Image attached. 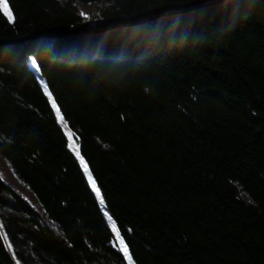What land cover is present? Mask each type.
<instances>
[{
    "label": "trees",
    "instance_id": "trees-1",
    "mask_svg": "<svg viewBox=\"0 0 264 264\" xmlns=\"http://www.w3.org/2000/svg\"><path fill=\"white\" fill-rule=\"evenodd\" d=\"M5 1L0 264H128L30 60L135 264H264V0Z\"/></svg>",
    "mask_w": 264,
    "mask_h": 264
},
{
    "label": "bare ground",
    "instance_id": "bare-ground-1",
    "mask_svg": "<svg viewBox=\"0 0 264 264\" xmlns=\"http://www.w3.org/2000/svg\"><path fill=\"white\" fill-rule=\"evenodd\" d=\"M208 0H205L201 5L199 6H196L195 8H193L192 10L193 11H197L195 12L196 16H200L201 14V11L204 9V6L202 5H205L207 3ZM227 1V0H225ZM212 2H210V5L212 6ZM215 2V1H214ZM187 10H183L182 12H187L190 8H186ZM176 11V10H175ZM6 15V14H5ZM178 20V19H177ZM147 22V21H146ZM146 22H143V23H139V25H135V24H131V23H125V24H117V25H113V26H110L108 28H105L101 31H98L97 32H102L103 33H107L109 32V34H111L112 30L114 29L115 26H118L120 27L122 30H125L127 27H131L132 25L133 26H144L146 24ZM148 27V26H147ZM141 28H145V27H141ZM118 31V30H117ZM119 32V31H118ZM113 34V33H112ZM85 37V33L78 30V29H72V30H69V31H65L64 32V28L63 27H60L58 28L57 30L53 31V32H50L47 37H44V38H52V40H54L55 42H58L60 43V41H62L64 44L66 43V39L70 40V39H84ZM65 46V45H64ZM67 47V46H65ZM29 69L30 71L33 73L34 77L36 78V81L44 95V97L46 98L47 102H48V105L50 106V108L53 109L54 111V114L56 116V120H57V123L58 125L60 126V128L62 129L64 135L66 136V139L68 141V146L70 148V140L68 138V135L66 134V131L64 129V125L67 127V129L71 132V134H73V137L76 141V144H77V147H78V152H79V155L76 154V152H71L74 159L76 160L77 164H78V167L81 169V172L84 176V178L87 180L88 179V185H89V188L90 190L92 191L94 197L96 198V201L98 202L100 208H101V212H102V216L104 217V223H105V226L107 228V230L109 231V233L111 234V241H110V244L113 248L115 249H118V251L121 253V255L123 256V258L125 259V261L128 263V264H135V262L133 261V258L130 256V253L129 251L127 252V254L124 253V251L120 248L119 244H118V241H117V237H115V235L113 234V231L112 229L110 228L111 224L115 225L116 228H117V232H118V235L121 239V241H123L124 243V247L127 246L128 242H126V238L124 236V233L123 231L121 230L120 226H119V222L117 221L115 215L108 209V207L105 205V199H104V196H103V192H102V189L99 188L100 190V195L98 196L96 194V191L93 189L92 187V180L95 181L93 179V177L89 174V170H88V164L87 162L84 160L83 158V150L81 149V146H80V142L76 136V134L74 133V131L71 129L70 125L67 123V121L64 119V117L62 116L60 110H59V107L58 105L56 104L55 102V99L54 97L52 96V92L51 90L49 89V86H48V83L45 79H43L41 76H39V74H41L40 72V68L38 66V64L35 62V60H30L29 62ZM51 109V110H52ZM3 162H5L4 160H2ZM6 163V162H5ZM7 164V163H6ZM8 165V164H7ZM9 166V165H8ZM11 169V168H10ZM12 171V169H11ZM13 173V171H12ZM88 174L91 176L92 180L90 179V177L88 176ZM13 175L15 176V174L13 173ZM15 178L17 179V177L15 176ZM0 179H1V182L6 186L8 187L10 190L12 191H15L17 192L19 195L22 196V198L28 202L29 206L31 208H34V206L27 200V198L19 191H17L15 188H13L12 184L10 181L7 180V178L5 176L2 175L1 171H0ZM18 180V179H17ZM10 184H9V183ZM18 182L20 183V186L22 188H24L32 197L35 198L33 192L28 188L26 187L25 185H23L19 180ZM13 183V182H12ZM96 183V182H95ZM97 187V185H96ZM49 223L50 225H52L53 227H55L53 225V223L49 220ZM128 231H125V234H127L129 237H130V241H132V234L131 231L129 230L128 228ZM135 235V234H133ZM127 248V247H126Z\"/></svg>",
    "mask_w": 264,
    "mask_h": 264
},
{
    "label": "rangeland",
    "instance_id": "rangeland-1",
    "mask_svg": "<svg viewBox=\"0 0 264 264\" xmlns=\"http://www.w3.org/2000/svg\"><path fill=\"white\" fill-rule=\"evenodd\" d=\"M0 7L2 9V11L6 14V16L12 20V14H11V10L10 8L8 7L7 3L5 0H0ZM65 131H66V134L68 135V138L70 140V148H71V151L73 152H76L77 154V144H76V141L73 137V134H71V132L67 129V127L64 125L63 126ZM0 171L2 173L3 176H5L7 178L8 181L11 182L13 188H15L17 191L21 192L26 198L27 200L36 208V209H40V206L37 202V200L32 197L24 188H22L20 186V183L18 182V180L15 178V176L13 175L10 167L2 161V159L0 158ZM89 177H91L89 174H88ZM92 180V178H91ZM93 181V180H92ZM13 182V183H12ZM9 183V182H8ZM10 184V183H9ZM110 228L112 229L113 231V234L115 235V237H117V241H118V244L120 246V248L123 250L125 247H124V243H121V239L118 235V232H117V228L115 225L111 224Z\"/></svg>",
    "mask_w": 264,
    "mask_h": 264
},
{
    "label": "snow or ice",
    "instance_id": "snow-or-ice-1",
    "mask_svg": "<svg viewBox=\"0 0 264 264\" xmlns=\"http://www.w3.org/2000/svg\"><path fill=\"white\" fill-rule=\"evenodd\" d=\"M77 155H79V152H78V151H77ZM90 179H91V177H90ZM92 187H93V189L96 191V194L99 196V195H100V190H99V188L96 187V183H95V181H92ZM121 243H123V241H121ZM123 251H124L125 254H127L128 249L125 247V248L123 249Z\"/></svg>",
    "mask_w": 264,
    "mask_h": 264
}]
</instances>
